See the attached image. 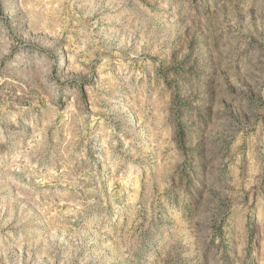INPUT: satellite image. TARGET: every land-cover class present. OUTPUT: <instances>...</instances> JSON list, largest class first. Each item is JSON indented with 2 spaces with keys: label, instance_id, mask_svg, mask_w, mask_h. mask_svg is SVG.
Listing matches in <instances>:
<instances>
[{
  "label": "rangeland",
  "instance_id": "1",
  "mask_svg": "<svg viewBox=\"0 0 264 264\" xmlns=\"http://www.w3.org/2000/svg\"><path fill=\"white\" fill-rule=\"evenodd\" d=\"M0 264H264V0H0Z\"/></svg>",
  "mask_w": 264,
  "mask_h": 264
}]
</instances>
